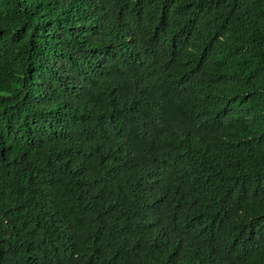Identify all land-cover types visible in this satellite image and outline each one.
Returning <instances> with one entry per match:
<instances>
[{
  "label": "trees",
  "instance_id": "obj_1",
  "mask_svg": "<svg viewBox=\"0 0 264 264\" xmlns=\"http://www.w3.org/2000/svg\"><path fill=\"white\" fill-rule=\"evenodd\" d=\"M0 264H264V0H0Z\"/></svg>",
  "mask_w": 264,
  "mask_h": 264
}]
</instances>
